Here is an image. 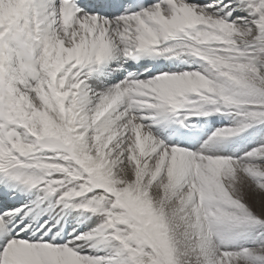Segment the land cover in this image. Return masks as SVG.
Masks as SVG:
<instances>
[{"label":"snow or ice","instance_id":"6c2138e0","mask_svg":"<svg viewBox=\"0 0 264 264\" xmlns=\"http://www.w3.org/2000/svg\"><path fill=\"white\" fill-rule=\"evenodd\" d=\"M0 264H264V0H0Z\"/></svg>","mask_w":264,"mask_h":264},{"label":"bare ground","instance_id":"6f19581e","mask_svg":"<svg viewBox=\"0 0 264 264\" xmlns=\"http://www.w3.org/2000/svg\"><path fill=\"white\" fill-rule=\"evenodd\" d=\"M201 122H203L204 129H205V134L202 138V139H204L213 130H215L217 128H222L225 125H228L229 123H231V119L230 118L225 119L222 117H211V118H208L207 120H201ZM246 135H248V134H246ZM243 143H244V141H242L241 139L230 141L226 145V151L230 154L240 155L241 154V145ZM252 146H254V144H248V147H252ZM243 150H247V149H243ZM15 207H17V206H15Z\"/></svg>","mask_w":264,"mask_h":264}]
</instances>
